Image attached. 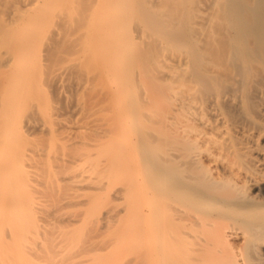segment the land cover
<instances>
[{
    "label": "bare ground",
    "instance_id": "obj_1",
    "mask_svg": "<svg viewBox=\"0 0 264 264\" xmlns=\"http://www.w3.org/2000/svg\"><path fill=\"white\" fill-rule=\"evenodd\" d=\"M44 71L50 90L68 77L77 95L94 91L71 100L90 120L66 143L80 151L67 180L79 197L89 187L125 201L98 220L135 216L128 243L143 264H264V0H0V206L31 179L23 158ZM30 211L27 223L7 217L0 264L57 249Z\"/></svg>",
    "mask_w": 264,
    "mask_h": 264
},
{
    "label": "rangeland",
    "instance_id": "obj_2",
    "mask_svg": "<svg viewBox=\"0 0 264 264\" xmlns=\"http://www.w3.org/2000/svg\"><path fill=\"white\" fill-rule=\"evenodd\" d=\"M44 73H45V71H44ZM48 74H49V69H48ZM43 77H44V80L42 79L41 82H39L36 85V90H37V92L39 94H41V93H42V95H46L47 94V96H45V98L42 99V103H40V104H38V105H36L34 107L33 119L35 120V123H36L37 126H36V129H35V132L32 131L31 135H28V137H27L26 146H27L28 151H24L25 155H24V158H23V162L26 164V166L28 168H31V170L33 169L35 171H33V170L31 171V179H29L30 181L27 182V184L21 183L19 185V187H17L16 191L14 193H12L14 195L13 197H18V199L20 201L15 202V203L13 201V203H11L10 205L5 204V205L0 206L1 209H4V206H5V209H4L5 211H3L2 216L4 217L6 215V218H3L2 221L0 222V235H2L1 233L4 232L3 231L4 228H5V231L7 230L5 225H8L7 227H9L8 221L6 222L7 217H8V219L10 221H12L11 217L13 219V216L15 218H17V217L21 218L22 217V220H23V223H24V221L26 222V220H24V219L26 217H28L29 215H31L30 209L32 207L33 211L36 210L34 212L35 214L33 213V215L37 217L36 219H37L38 224L41 225L40 229H42V233L47 234L48 230L51 229L52 233H51V231H49L50 238L52 236L53 239L55 240V238L57 236H59V237H57L55 242L57 240L60 241V239H62V240L64 239L63 243L60 242V245H64V246H61L62 248L59 247L60 246V245H58L59 242L58 243L56 242V244L55 243L52 244L54 242V240L50 244V245L56 246V248H57V249H55V251L53 249L49 250L52 253L47 251L48 255L50 254L49 257L51 259L52 258L54 259L52 261L56 260L57 261V262L55 261L56 263H60L61 264L63 262L64 264H68L73 257L70 260H68L67 258L68 257L70 258V256H72V255L75 256L77 254L76 255L77 256L76 259H77V263L78 264H143V260H142L143 253H142V251L139 250L140 249L139 244L133 245V243H132V245H131L130 243H128L129 240H131L129 232H128V231H130V226L134 222H136L138 220L137 219L135 221V216L129 215V216H126L125 218H120V219H117V220L113 219L115 222L111 220V222H113V223L111 224V222H110V223H108L109 226H104V227H103V222L102 221L100 222V220H98V218L101 216V212L106 211V209H109V207H111V210L118 211L120 209V207L121 208L124 207L123 205L125 204V201L124 200H116V201L110 202L111 201V199L109 198L110 196L106 195V193L103 194V195L100 194L98 196L97 191H95L94 189H91V188L89 189V187L87 189H85V190H80L82 193H80V197H79L77 195V194H79V192L77 191V187L75 185H74L75 187L72 185V183H74V181L70 182L69 180H67V178L71 174H72V177H73V175L76 173L75 169H77L78 167H77L76 163H72L71 162V159H73V157H75L76 154H77V157H78L80 155V154H78L80 151H73L72 146H68V145L66 146V143L70 144L72 142L71 138H73V140H74L75 136L77 135V134H75V132L77 131V128L78 127L81 128V126L86 125V123L89 122V120H90L89 117H88V114H86V112L85 113H79V112L73 111V108H72L71 105H73L77 101L75 102V101H71V100H74V99L76 100L77 97H78L77 98L78 100H79V97L80 98L81 97L82 98L83 97L84 98H88L91 95H94V93H93L94 91L93 90H86L84 92L81 91L77 95V93H76L77 91L76 90H75L76 92L73 91L74 89L72 87V82H71V80L68 77L64 78L63 86H61L59 89H51L50 90L49 84L47 85L46 73H45V75L43 74ZM50 91H52V93H50V95H49ZM71 91H72V93H71ZM21 140L23 141V139H21ZM67 148H70V149H67ZM76 152H78V153H76ZM69 157L70 158L72 157V158L70 159ZM78 158H76V159H78ZM67 159H69V160H67ZM65 160L70 161V162H68V164H67V162ZM75 161L76 160H74V162ZM70 163H72L73 165L70 164ZM74 165H75V167H74ZM67 166H70L69 167L70 169ZM65 167H67L69 169V171ZM71 167H72V169H71ZM72 170H73V172H75L74 174L71 173ZM35 172H37V173H35ZM47 172H48V174H47ZM45 173L47 174V178L43 177L44 175L46 176ZM33 174H34V176H32ZM41 174H43V175H41ZM38 175L41 176V179L43 177L44 181H42L41 179L40 180L42 182L39 181V178H36V177H40ZM50 175H51L52 178L50 177ZM33 177H34V179H33ZM53 177H54V179H53ZM58 177H60V178H58ZM45 179H47V180L45 181ZM69 179H70V177H69ZM49 180L51 182H49ZM53 180H55V181H53ZM62 180H63V182H62ZM44 183H45V185H44L45 187L42 186ZM53 183L54 184L57 183V185H59V186L55 185V187H54V185H51ZM62 183H64L66 186H64L61 189V187L64 185ZM49 184L52 186L51 190H49L50 187H51ZM28 185H31L33 188L31 186H28ZM2 186L3 185L0 184V192H2L4 190V188ZM47 187H48V189H47ZM30 188H32L33 190L30 189ZM73 188L76 189V190H74ZM73 191H74V193H73ZM38 192H40V193H38ZM42 193H44V195L45 194L48 195L47 197H49L48 198L49 200L51 199L50 200L51 204L49 202H46L47 197L43 196ZM50 193H51V195L53 197L50 195ZM75 193H77V194H75ZM81 194H83V195H81ZM87 194L90 195V196H87ZM132 194L134 195V193H132ZM34 195H36L35 197H38V198H35ZM39 196H41V197H39ZM70 196L71 197L75 196V198H71ZM44 198L46 199L45 202L49 203V204H46L44 202ZM71 199L74 200V201L72 202ZM80 199H82V200H80ZM85 199H86V201H85ZM24 201L28 202V203H25ZM36 202H38L39 204L36 203ZM65 202L66 203L68 202L67 203L68 206H65L66 205ZM75 202H76V206L73 204ZM78 202H79V204H77ZM85 202H86V205L83 204ZM42 203H44V207L46 206L47 208L46 207L44 208ZM63 203H64V206H62ZM112 203L114 204L113 205L114 209H113ZM72 204H73V206H72ZM38 206H40V208L42 207L41 208L42 211L40 210L41 212H39ZM49 206L50 207L53 206L52 208H54V209L50 208ZM6 207H8V208H6ZM56 207H57V209H60V210L58 211L56 209ZM43 208H44V210H43ZM45 209H47V211ZM8 210H9V213H8L9 216L6 213ZM80 210H82V211L84 210L83 212L81 211L82 214L80 213ZM111 210L109 209V211H111ZM53 211H54V213L52 214ZM75 212L76 213L78 212L77 215H79V216L81 215V217H77ZM83 213H84V215H83ZM39 214L43 217V219H42V217H40L41 219L39 218V216H40ZM66 215H70V217L66 216ZM54 216H58V217H54ZM64 216H65V218H64ZM96 216H98V217H96ZM47 217L51 218V220H50L51 222H49L48 225H46L47 224L46 221L48 219ZM62 217H63L64 220L67 219V221H64L63 219H61ZM52 218H53V220H52ZM56 218L57 219L60 218L59 220H60L61 224H62L63 221L66 222V225L65 224L64 225L62 224L63 226L60 225V224L58 225L57 223H58L59 220H55ZM68 218H71V219H68ZM76 219H77L78 223L72 225L71 222L72 221L76 222L75 221ZM86 220H87V222H86ZM88 220L91 221V223H88ZM53 221H56L57 223L53 222ZM85 223H86L87 226L85 225ZM92 223H93V227L95 226L94 228L92 227ZM51 224H53V225H51ZM98 224L99 225L102 224L101 227L103 229ZM121 224H122V226H121ZM45 226L47 227V229L49 227L50 228L48 230H46ZM52 226H54L53 230L51 228ZM56 226L58 228L60 226V228L58 229ZM64 226H66V227H64ZM110 226H112V227L110 228ZM74 228H75V230H74ZM40 229H39V231H41ZM87 229H88V231H87ZM55 230L56 231L59 230V231L55 232ZM61 230H62V232L60 233ZM100 230H102V232ZM76 231H78L77 232L78 234L76 233ZM90 231L92 232L91 235L89 234V233H91ZM104 231H106V232H104ZM115 231H117V232H115ZM99 232H101L102 234L99 235ZM55 233L56 234H60V235L55 236L56 235ZM73 233H75L78 236L76 237V235H73ZM85 233L89 234V235H87L88 237L86 236ZM66 234H67V237H66ZM62 235H64V236H62ZM112 235L114 237H112ZM83 236H86V238H88V239H89V236H90L91 239L87 240L85 237L83 238ZM47 238H48V235H47ZM74 238H75V240H74ZM81 238H83L84 240L82 239L83 240L82 241ZM93 238H94L96 244H95V242H93L94 241ZM110 238H112V239H110ZM40 239H42V237L38 234L35 237V241L36 242L38 240L40 241ZM45 239H46V237H45ZM100 239H101V241H100ZM102 239H103V241H105L103 243L104 245L102 244V242H103ZM85 240H87L86 243H85ZM98 240H99V244H97ZM90 241H91V243H88ZM46 242L49 243V240H47ZM108 242L110 244L111 243L112 244L110 245ZM73 243H74V246H76L75 248L73 246ZM85 244L86 245L88 244V248L90 250H91L92 247L97 248V249L94 250V248H93L92 249L93 251L91 250V252L88 251V253H86L87 251L85 250V248L87 246L85 247L84 246ZM89 244H90V246L92 244V247H90ZM106 245H107V248H106ZM34 246H36V245L34 244ZM54 246H53V248H54ZM101 246H102V248H101ZM134 246H136V247H134ZM48 247L51 248L50 246H48ZM80 248H82V249H80ZM88 248H87V250H88ZM79 249L83 250V251L85 250L86 252H84L82 254L83 251H80ZM131 249H133V250H131ZM58 250H60V252L62 250V253L60 254V252ZM72 251L74 252V254H73ZM53 252L56 253L57 255L54 254ZM66 252L69 253V254H68L67 257L63 258L64 257L63 254L66 255ZM79 252H80V256H78ZM53 254L56 255L57 257L52 256ZM42 256H40L41 257L40 260H43L45 258V256L48 258L47 254L45 256H43V257ZM96 257H98V258H96ZM61 258H63V259H61ZM51 259L47 260L45 258V260L38 261V262L40 264L41 263L49 264ZM59 259H61L62 261L60 260L58 262ZM78 259H81V260L85 259L84 261H82L84 263H81V261H79ZM63 260H65V261H63ZM44 261H46V262H44ZM52 261L50 262V264L53 263Z\"/></svg>",
    "mask_w": 264,
    "mask_h": 264
}]
</instances>
